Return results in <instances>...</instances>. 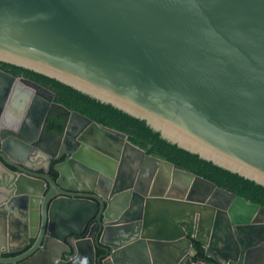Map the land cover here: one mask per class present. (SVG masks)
Here are the masks:
<instances>
[{"label":"water","instance_id":"water-1","mask_svg":"<svg viewBox=\"0 0 264 264\" xmlns=\"http://www.w3.org/2000/svg\"><path fill=\"white\" fill-rule=\"evenodd\" d=\"M0 61L264 186V0H0ZM263 248L264 205L0 68V264H264Z\"/></svg>","mask_w":264,"mask_h":264},{"label":"trees","instance_id":"trees-1","mask_svg":"<svg viewBox=\"0 0 264 264\" xmlns=\"http://www.w3.org/2000/svg\"><path fill=\"white\" fill-rule=\"evenodd\" d=\"M0 66L14 75L22 73L25 77L48 88L54 93V100L67 108L83 113L100 124L126 133L130 141L146 149L147 152H156L167 160L213 181L221 188L243 196L251 202L264 205V186L166 141L161 138L159 132L153 131L144 120L131 116L111 104L100 102L41 73L2 61H0ZM65 118L66 112L62 108L52 111L45 124L46 130L60 132L64 127Z\"/></svg>","mask_w":264,"mask_h":264},{"label":"flooded vegetation","instance_id":"flooded-vegetation-1","mask_svg":"<svg viewBox=\"0 0 264 264\" xmlns=\"http://www.w3.org/2000/svg\"><path fill=\"white\" fill-rule=\"evenodd\" d=\"M0 68H2V67L0 66ZM2 69H3V68H2ZM3 70H5V69H3ZM6 71H8V70H6ZM8 72H10V71H8ZM10 73H11V72H10ZM19 75H23V74L20 73ZM45 88H46V87H45ZM47 89H48V88H47ZM59 108H60V107H56V106L51 107V108L49 109V111H48L47 118L50 116V114H51L52 111H57V110H59ZM46 121H47V119H46ZM45 124H46V123H45ZM45 127H46V125L44 126V136H46V139H47V140L51 141V142H50V146H51L52 143L58 141V140L61 138V136H62V132H63V129H62L60 132H50V131H47ZM45 145H46V144H45ZM65 159H66V156H65V155L62 156V157H60V158H58V157H52V159H51V163H50V166H49L48 173H49L51 176H53V177H57V172L53 169V166H54L56 163H59V162L65 160ZM38 162H39V161H38ZM45 163H46V162L44 161V164H45ZM42 171H43V170H42ZM196 245H199V243H196ZM263 250H264V248H263ZM14 254H16V253H6V255H14ZM255 254H256V256H257V254H259V253H256V252H255Z\"/></svg>","mask_w":264,"mask_h":264},{"label":"crops","instance_id":"crops-1","mask_svg":"<svg viewBox=\"0 0 264 264\" xmlns=\"http://www.w3.org/2000/svg\"><path fill=\"white\" fill-rule=\"evenodd\" d=\"M160 212L170 213V214L175 213V207L173 205L162 206Z\"/></svg>","mask_w":264,"mask_h":264}]
</instances>
